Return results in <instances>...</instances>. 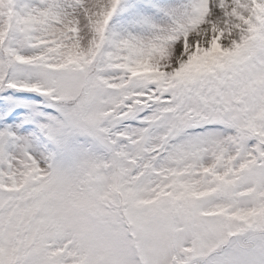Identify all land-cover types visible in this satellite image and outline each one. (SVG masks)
<instances>
[{
    "label": "snow or ice",
    "instance_id": "6c2138e0",
    "mask_svg": "<svg viewBox=\"0 0 264 264\" xmlns=\"http://www.w3.org/2000/svg\"><path fill=\"white\" fill-rule=\"evenodd\" d=\"M0 264H264V0H0Z\"/></svg>",
    "mask_w": 264,
    "mask_h": 264
}]
</instances>
